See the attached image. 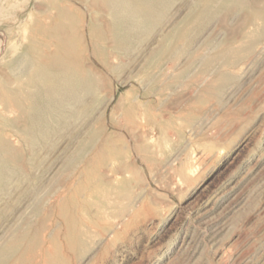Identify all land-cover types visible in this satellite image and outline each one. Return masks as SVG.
Instances as JSON below:
<instances>
[{
    "label": "rangeland",
    "instance_id": "rangeland-1",
    "mask_svg": "<svg viewBox=\"0 0 264 264\" xmlns=\"http://www.w3.org/2000/svg\"><path fill=\"white\" fill-rule=\"evenodd\" d=\"M52 7L0 0V88ZM102 14L89 110L32 163L4 131L26 170L0 191L3 264H264V0H168L119 50Z\"/></svg>",
    "mask_w": 264,
    "mask_h": 264
},
{
    "label": "bare ground",
    "instance_id": "bare-ground-1",
    "mask_svg": "<svg viewBox=\"0 0 264 264\" xmlns=\"http://www.w3.org/2000/svg\"><path fill=\"white\" fill-rule=\"evenodd\" d=\"M71 1L86 4V7L95 14L93 22L91 24L83 22L75 10L68 7L69 5L52 0V11L47 16L49 20L44 19L46 23L37 21L31 39L29 38L27 53L21 57L19 72L12 70L9 75L4 74V80L1 81L0 104L6 107L7 113L15 114L16 118L9 119L0 114V191L8 186L15 176L23 177L25 169L23 167L22 170V166L19 165L22 153L13 147L8 134L4 133L5 130L10 128L30 145L33 155L28 158L32 163L38 146L49 142L55 133H61L58 130H66L72 122L79 121L89 110L87 95L95 97L99 91L95 74L97 70L94 71L95 67L88 62L93 56L90 51L103 49L101 43L97 41L103 36L101 14L109 15L111 39L114 48L119 50L126 47L128 40H131L132 32L151 29L154 20L157 19L155 17L162 13L168 2V0ZM262 28L264 31V27ZM189 29L190 26L183 30V35L188 34ZM88 36L96 40V43H92V50L87 44ZM6 254V251H0V264H3L2 259L7 256Z\"/></svg>",
    "mask_w": 264,
    "mask_h": 264
}]
</instances>
